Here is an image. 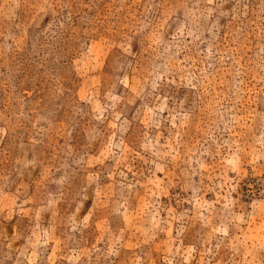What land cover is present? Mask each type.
<instances>
[{
  "label": "rangeland",
  "instance_id": "obj_1",
  "mask_svg": "<svg viewBox=\"0 0 264 264\" xmlns=\"http://www.w3.org/2000/svg\"><path fill=\"white\" fill-rule=\"evenodd\" d=\"M0 264H264V0H0Z\"/></svg>",
  "mask_w": 264,
  "mask_h": 264
}]
</instances>
